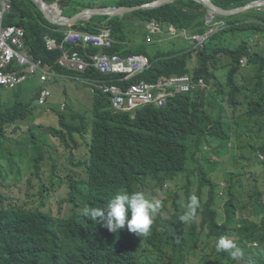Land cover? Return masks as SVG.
<instances>
[{
    "label": "clouds",
    "instance_id": "obj_1",
    "mask_svg": "<svg viewBox=\"0 0 264 264\" xmlns=\"http://www.w3.org/2000/svg\"><path fill=\"white\" fill-rule=\"evenodd\" d=\"M20 1L0 0V207L10 210L9 204H15L54 219L66 217L73 191L88 194L84 185L91 178L101 182L111 170V157L99 142L96 125L137 119L140 113L161 109L186 94L201 95V101L216 113L223 108L222 121L232 124L234 135L222 143L218 154L213 151L221 144L219 141L205 148L209 159L223 166L221 179L213 178L219 199L227 196L231 185L242 199L249 198L255 186L264 195V180L258 175L264 164L256 163L251 148L264 145V109L235 125L223 95L228 89L225 64L229 57L221 49L246 43L250 51L257 50L264 57V21L253 16L264 13V4L245 9L264 0L238 5L232 2L229 6L220 0H30L33 4H24L34 14L38 11V18L23 14L25 7ZM176 1H180L182 15L170 23L158 11ZM95 16L102 20L94 21ZM249 22H256L261 29L257 33L238 31L240 25ZM212 53L220 62L206 66L205 73H214L207 81L198 75V67ZM171 58L183 59V73L151 81L141 78L148 75L154 62ZM239 63L242 71L252 68L247 57ZM257 67L264 72L262 61ZM62 83L67 87L60 88L62 94L56 93ZM106 116L113 121H107ZM207 125L221 130L215 120ZM244 138H248L244 145L250 153L247 159L256 166L249 169L234 154L242 148ZM229 152L227 163L222 165L223 155ZM199 156L195 165L201 167ZM257 157L264 162V153L258 152ZM240 165L245 167L244 173L236 169ZM225 174L234 177L225 179ZM10 177L20 181L24 178L27 199L5 194L2 188ZM197 178L196 174L191 177L189 194L183 188L186 182L180 179L177 186L166 183L148 197L139 189L120 190L106 204L83 208V214L95 221L97 228V240L87 248L88 260L96 261L112 246L129 243L131 238L137 253L123 264H168L149 237L154 218L169 217L161 200L173 189L186 208L179 216L180 222L194 221L202 203L195 193ZM217 207L222 221V200ZM173 228L181 230V226ZM33 238L35 256L42 261L41 232L35 230ZM258 246L256 240L247 243L252 255L262 256ZM215 247L217 252L237 259V264H245L241 249L231 239L220 237Z\"/></svg>",
    "mask_w": 264,
    "mask_h": 264
},
{
    "label": "trees",
    "instance_id": "obj_2",
    "mask_svg": "<svg viewBox=\"0 0 264 264\" xmlns=\"http://www.w3.org/2000/svg\"><path fill=\"white\" fill-rule=\"evenodd\" d=\"M246 1L220 0V3L229 6L232 2L238 5ZM19 3L25 7L23 14L30 18L40 17L38 11L34 14L31 8L25 6L33 4L30 0ZM180 12V1H176L161 7L158 14L175 23L182 15ZM253 16L264 21L263 12ZM248 24L240 25L238 31L257 33L261 29L256 22ZM221 49L229 57L225 64L228 89L223 95L232 110V120L239 126L240 119L256 116L259 110L264 109V72L257 67L260 61L264 63V57L257 50L250 51L246 43L234 49ZM243 57H247L249 66H252L246 71H242L239 63ZM210 62L216 64L220 60L212 53L204 57L198 67V75L204 76L207 81L214 76L213 72L205 73ZM184 71L183 59H159L153 63L148 75L143 74L141 78L151 81L162 75ZM223 114V108L216 113L211 105L203 103L201 95L186 94L175 97L161 109L151 108L140 113L137 119L98 123L99 142L111 157L110 172L99 183L91 178L89 184L84 185V192L88 194L73 191L69 200L71 210L64 218L54 219L15 204H9L10 210L1 206L0 264H123L137 253L136 243L131 238L129 243L112 246L96 261L88 260L87 248L97 240V228L95 221L86 217L82 209L97 207L95 203L99 202L106 204L120 190L135 192L139 189L148 197L149 193L156 194L155 188L160 190L166 183L177 186L180 179L186 182L183 188L189 194L190 185H193L191 177L195 174L198 176L195 193L202 201L196 219L189 224L181 223L179 216L186 208L179 203L178 193L173 189L167 191L166 198L161 200V207L169 211V217L158 215L154 218L149 236L158 253L167 257L168 264H237V259L216 250V240L225 237L241 249V260L245 264H264L263 192L255 186L250 190L249 198L242 199L231 185L227 196L219 199L215 179L223 176L221 163L209 159L205 151L206 147L213 146L214 141H219L221 144L213 151L218 154L224 146L222 143L234 135L232 124L222 121ZM105 118L113 121L110 116ZM209 120L217 121L221 130L208 127ZM251 148L256 163L264 164L257 157L258 152L264 153V145ZM197 155L202 160L201 167L195 165L199 162ZM150 174H153L152 178L146 182ZM232 177L231 174L224 175L225 179ZM137 184L134 189L129 188ZM219 200H222L225 215L222 221L219 220L221 212L217 207ZM173 226H181V230H174ZM35 230L42 235V261L35 256ZM254 240L258 241L262 256L252 255V248L247 247V243ZM256 252L260 255L259 250Z\"/></svg>",
    "mask_w": 264,
    "mask_h": 264
},
{
    "label": "rangeland",
    "instance_id": "obj_3",
    "mask_svg": "<svg viewBox=\"0 0 264 264\" xmlns=\"http://www.w3.org/2000/svg\"><path fill=\"white\" fill-rule=\"evenodd\" d=\"M107 6H111L110 4H107ZM129 18V17H128ZM128 18H126L124 20L125 24L128 23ZM102 20L101 17L95 16L94 17V21H100ZM139 27V26H138ZM242 37H245V33L241 34ZM149 46L151 48L155 47L153 44H149ZM64 86L67 87L66 84L62 83L57 89H56V93L62 94V90L60 88H63ZM248 138H244L241 142L240 145L242 146V148H238L235 150L234 154L236 158H239L238 160L241 161L245 166L246 169H249L250 167H256L254 164V161L252 160H248L247 158L249 157L250 153L248 151L247 148L244 147V145L247 144ZM252 143H257V140H253L251 141ZM82 153V152H81ZM231 154V152L229 153H225L223 155L224 159L222 161V165H224L225 163H227L228 161V156ZM233 154V153H232ZM223 167V166H222ZM221 167V168H222ZM236 169H239L241 171L245 170V167L243 165H240L238 167H236ZM258 175L259 177L264 180V170L263 167L260 166V168L258 169ZM168 187H166L167 189ZM2 190L5 192L6 195H10L11 197L14 198H18L21 200H25L27 199L26 196V188H25V184H24V178L20 181V179H16L15 177H10L8 182L5 184V186L2 188ZM161 195V194H160Z\"/></svg>",
    "mask_w": 264,
    "mask_h": 264
},
{
    "label": "water",
    "instance_id": "obj_4",
    "mask_svg": "<svg viewBox=\"0 0 264 264\" xmlns=\"http://www.w3.org/2000/svg\"><path fill=\"white\" fill-rule=\"evenodd\" d=\"M258 4H261V5L264 4V1H262V2H255L254 4H249V5L245 6V9H246V8H250V7H252L253 5H254V6H257ZM41 6H42V5H41Z\"/></svg>",
    "mask_w": 264,
    "mask_h": 264
}]
</instances>
